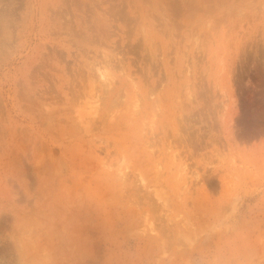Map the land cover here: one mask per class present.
<instances>
[{
	"label": "rangeland",
	"instance_id": "374dc122",
	"mask_svg": "<svg viewBox=\"0 0 264 264\" xmlns=\"http://www.w3.org/2000/svg\"><path fill=\"white\" fill-rule=\"evenodd\" d=\"M0 264H264V0H0Z\"/></svg>",
	"mask_w": 264,
	"mask_h": 264
}]
</instances>
